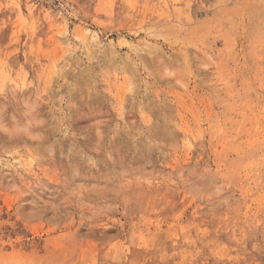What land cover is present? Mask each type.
<instances>
[{
  "label": "rangeland",
  "instance_id": "obj_1",
  "mask_svg": "<svg viewBox=\"0 0 264 264\" xmlns=\"http://www.w3.org/2000/svg\"><path fill=\"white\" fill-rule=\"evenodd\" d=\"M0 264H264V0H0Z\"/></svg>",
  "mask_w": 264,
  "mask_h": 264
},
{
  "label": "bare ground",
  "instance_id": "obj_2",
  "mask_svg": "<svg viewBox=\"0 0 264 264\" xmlns=\"http://www.w3.org/2000/svg\"><path fill=\"white\" fill-rule=\"evenodd\" d=\"M71 88V87H70Z\"/></svg>",
  "mask_w": 264,
  "mask_h": 264
}]
</instances>
